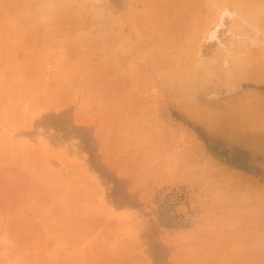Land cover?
<instances>
[{
	"label": "rangeland",
	"instance_id": "374dc122",
	"mask_svg": "<svg viewBox=\"0 0 264 264\" xmlns=\"http://www.w3.org/2000/svg\"><path fill=\"white\" fill-rule=\"evenodd\" d=\"M0 264H264V0H0Z\"/></svg>",
	"mask_w": 264,
	"mask_h": 264
},
{
	"label": "bare ground",
	"instance_id": "6f19581e",
	"mask_svg": "<svg viewBox=\"0 0 264 264\" xmlns=\"http://www.w3.org/2000/svg\"><path fill=\"white\" fill-rule=\"evenodd\" d=\"M232 15L233 14H232V12H230L229 9H227V8L220 9L218 11V13H217V18H216V21H215L213 27L210 28L206 32L204 40H213V39H215L219 27L223 24V20L225 18H231Z\"/></svg>",
	"mask_w": 264,
	"mask_h": 264
}]
</instances>
